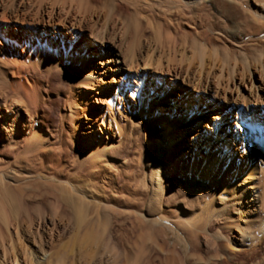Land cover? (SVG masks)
<instances>
[{
	"label": "bare ground",
	"instance_id": "bare-ground-1",
	"mask_svg": "<svg viewBox=\"0 0 264 264\" xmlns=\"http://www.w3.org/2000/svg\"><path fill=\"white\" fill-rule=\"evenodd\" d=\"M115 1L20 0L16 4L15 0H0V62L7 66L4 77L10 75V81L0 83L1 89L10 88L24 99L26 96L35 108L32 116L27 114L28 126L19 120L24 134L25 130L27 133L28 129L32 130L30 139L25 144V139L21 141L18 134L9 131L6 141L10 154L15 152L14 160L7 161L5 167L0 163V249L3 254L0 264H172L171 257L160 261L157 241L168 238L161 224L165 222L169 226L170 220L164 209L163 195L174 178L184 186L190 185L201 200H206L205 204L216 206L215 217L223 226L217 234V257L223 261L221 264L258 251L263 254L255 264H264V0H135L133 3L118 0L119 5ZM102 18L119 30V38L126 37L129 49L145 37L147 28L153 30L162 50L156 68L134 60L129 64L122 60L113 68L108 66L114 60L110 57L104 60V56L92 50L88 40L83 39L88 32L94 43L101 46L106 43L108 30L98 27ZM180 24L190 31L195 30L193 33L185 31L184 37L189 39L191 48L199 50L196 64L189 62L185 50L175 48L177 40L169 30ZM163 29L166 35L161 38ZM222 40L234 45L236 55L230 56L234 62L232 67L227 53L217 54L223 47L219 44V48L216 43ZM63 42H67V49ZM110 44L113 50L116 46L113 42ZM114 54L120 57V51ZM164 57L167 68L161 63ZM40 58L49 59L48 68L53 73L64 72L73 77L65 101L70 107V117H74L72 120L85 114L89 129L100 125L108 130L106 142L99 139L96 148L88 151L89 174L92 175L91 169L96 170L98 176L102 173L97 189L104 196L98 194L94 200L88 196V202L82 200L85 194L74 197L71 191L77 194L75 187L69 179L70 182L62 180L59 171L55 180L63 184L52 185L51 193L42 195L38 201L25 202L22 178L7 175L9 169L27 176L31 174V160L25 162V153L33 152L30 157H41L52 169L56 166L46 140L38 138L39 84L30 83L25 70ZM239 58L245 61L246 67L238 68ZM97 65L103 67L102 72ZM106 69L114 73L108 83L102 81V75L93 74V71L106 74ZM253 73L259 74L258 78H253ZM180 80L186 88L179 93L176 102L169 104L170 113L158 114L155 107L162 105H153L154 100L165 95L175 100L172 86ZM98 88L97 97L93 91ZM193 92L197 93L195 101L191 97ZM140 96L142 100L137 102ZM93 98L95 103L104 105L98 111L91 106ZM122 100L125 108L130 106L132 119L138 117L157 131L154 152L147 159L141 179L147 195L145 190L131 189L133 178L127 177L121 186L119 172L112 173L108 167L109 150L115 151L125 142L122 126L117 122ZM239 108H244L241 117ZM5 112L7 114V109ZM251 117L254 122L246 120ZM10 119L9 115H0V129L7 127ZM203 125L204 131L197 138L206 142L203 151L209 147L218 149L210 156L212 160L197 161L191 155L186 170L179 174L178 160L174 159L173 167L166 171L169 156H174L190 131L198 132ZM227 145H232L234 150L226 151ZM210 182L216 184L215 189L208 186ZM106 192L110 197L107 198ZM54 221L74 224V234L68 241L54 244L50 231ZM25 223L32 226L28 234ZM13 233L30 245L23 255L18 249L10 251L7 247ZM37 254L43 259L37 260Z\"/></svg>",
	"mask_w": 264,
	"mask_h": 264
},
{
	"label": "rangeland",
	"instance_id": "rangeland-1",
	"mask_svg": "<svg viewBox=\"0 0 264 264\" xmlns=\"http://www.w3.org/2000/svg\"><path fill=\"white\" fill-rule=\"evenodd\" d=\"M131 1L133 3L135 0ZM19 2L20 0H15L16 4H19ZM115 4L119 5V1L116 0ZM126 5L129 6V4ZM161 22L163 23V21ZM98 27L106 28L108 30L107 41L103 46H101L99 43H94V41L89 38L88 32L85 34V37L83 36V39H85L86 41L88 40L92 50H95V52H100L101 55L104 56V60H107V58L110 57L114 60V62L117 61V63L113 62L108 64V66H111L113 68L115 67L114 65H118V63L122 60L126 64H129L130 62H132V60H134L139 64H153L152 68H156L159 60L158 58L159 56H161L162 50L160 48V45L158 44V38L155 37L153 30H149L150 28H147L148 30L145 34V37L140 39V42H138L134 46V48L129 49L127 44L128 40L125 41L126 37L123 36L119 38L121 33L119 32V30L117 31V29L112 28L111 24L107 21L106 18H102ZM175 29L169 30L170 35L174 38L176 37L175 39L177 41L175 40V48L179 51L185 50L186 55L189 58V62L190 60H192L194 64L198 63L199 50L191 48L192 45L190 44L189 39H186V36L184 37V35H186V32H189L190 29H188L184 24H180L179 27ZM163 31L164 29L161 33H163ZM192 31L195 32V30L191 29L190 32L193 33ZM164 33L162 34L163 36L161 35V38L165 37L166 34ZM112 39L114 41H112ZM112 42L116 46L113 50V46H111L110 44ZM66 43L67 42H63L62 44L65 49H67V46L65 45ZM54 44L56 45V42ZM139 44H141V46ZM216 44L217 46L220 44L221 48L223 47V50L218 51L217 54L221 56L224 55V53H227L230 58L229 64L232 67V64H234L232 58L234 57V55H236L234 45L228 40H222L221 43L219 42ZM115 51H120V57L115 56ZM165 53L167 54L168 51L166 50ZM210 54L214 55L213 52H208V55ZM97 56L100 57V54H95V57ZM230 56H232V58ZM219 59H221V57H219ZM48 62L49 59H37L33 63V65H28L25 70L27 72L26 76L28 81L30 83L36 81L39 84L38 99L36 102L37 110L39 111L38 121L40 125V129L38 130V138L43 142L46 140L45 144L49 145L53 157L55 156L54 158L56 161V166L54 169H52L51 167H49V163L44 161L41 157H30L33 155V152H31L30 154L25 153V162L28 163V160H31L30 166L33 170L31 171V174L27 176L26 173L24 175L21 174L22 172L20 171L15 172L14 170L9 169L7 175L10 178L14 177V175H18V177L22 178L25 185V202H29V200L34 202L36 199V201H38L40 200L42 195L51 193L50 191L52 190V185L63 184V182L55 180L56 175L60 173L62 180L67 181L69 179L72 186L75 187L77 194H75V192L73 193V191H71V194L74 197L83 196L85 194L84 199L82 198V200H86L85 202H88L90 201L87 198L88 196L89 199H91L90 196L92 198L95 196L96 198V195H101V193L99 192L100 190L97 189V185L102 181L103 178L102 173L100 176H98L99 173L97 172V174L95 172L96 170L94 171V169H91L93 171H91L92 175L89 174V167L91 166L88 151L96 148L99 139H101L102 143L106 142V138L108 139L106 135L108 130L105 127H100V125H95L93 129H89L87 127L88 118L85 116V114L81 115L80 117H75V119L72 120L74 117H70V107L68 103L66 104L65 101L70 93V88L72 86L71 84L74 79H72L73 77L64 72L53 73L48 68ZM161 63L163 64L164 68H167L168 64L166 62V57H164V60ZM237 63L238 68L240 69L246 67V63L244 60H242V58H239ZM97 66H99V72H102L103 67L101 65ZM6 69L7 66L1 63L0 83L2 81H10V75L4 77ZM48 70L51 72H49ZM107 70L108 69H106V74L94 71L93 74H97L100 76L102 75V81L108 83L113 77L114 73L112 72V70ZM254 76L255 78H258L259 74L253 73V78ZM148 83L149 80L145 83V86H148ZM172 87L174 90L172 96L175 97V100H172L170 98L168 99V97L166 98V95L162 96L158 100H154L153 105H162L161 108L155 107V110H157L158 114L162 116H164L168 112L170 113V110L168 109L169 104L172 102H176L179 93L186 88L181 80L175 83ZM152 88L153 87H150V89ZM3 90L4 91H2L0 85V115H9L11 117L9 125H7V127H4V129H0V163H2V166L5 167L4 164H6L7 161L11 163L12 160H14L15 154V152H12L10 154L11 150L10 148H8L9 146L7 145L6 141L7 133L9 131L15 132L20 136L21 141H24L25 139L26 144L31 137L32 130L28 129V133L25 130L24 134V130L20 127V122L24 121L25 126H28L29 118L27 119V114H30L32 116L35 108L32 103L30 104L29 100L27 101L26 96L24 99L21 95L20 97L10 88H6ZM99 90L100 88L93 91L95 93V96L97 97L100 95ZM112 93H115V91L113 90ZM159 95H157V97ZM196 96L197 93L193 92V95L191 96L193 101L196 100ZM153 99L155 98L153 97ZM92 100L93 102L91 103V106H94L95 111L100 110V108L104 106L102 105V103H95L94 98ZM141 100L142 96L136 99L137 102H140ZM6 109L7 114L5 112ZM120 109L121 116L117 117V122H119V124H121L122 126L125 142L117 150H109V153H107V161L110 160L108 161V167L111 168L112 173L116 174L117 171L119 172L118 183H120V185L124 184V180H127V177L130 179L133 178L131 179V185L133 184L132 186L130 185L131 189L144 192L145 189L143 190L141 179H143L147 159L154 152V144L157 141V131L155 130L156 128L150 127L148 123L146 124L140 121L138 117L132 119L130 117V106H127V108H125L123 100L120 105ZM15 111L19 113V116L14 113ZM153 111L154 106L152 107L151 112ZM18 117L21 119H17ZM19 120L21 121L19 122ZM88 131H90L91 133L88 134ZM203 131L204 125L203 127H200L198 132H195V130L190 131L189 137L184 138V140L182 141V145H179V147L177 148L178 151L174 154V156H169L170 161H168L169 163L166 164V166H168L166 171H168V168L171 169V167H173L174 159L178 160L176 170H178L179 174L186 170L188 163H190L188 157H190L191 155L197 161L203 160L204 158L206 162L212 160H210V156L218 152V149H216V147H209L208 150H202L206 147V142L204 140L201 141V139L197 138V136L198 134L203 133ZM225 147L226 151L234 150V147H232V145H227ZM171 151V154H173L174 150L172 149ZM26 152L29 153L28 151ZM214 157L217 158L216 156ZM33 158L34 160H32ZM69 180L68 182H70ZM208 186L214 189L216 188V184L212 182H210ZM165 191L166 192L163 195V199H166V205L164 204V209L167 211L166 216L170 220L169 226L167 223L165 224V222L161 223L166 228V236L168 238L164 239V237H162L157 241V253L159 252L158 257L160 256V261L163 262L165 257H171L173 261L172 264H208L209 262V264L223 263V261L219 260V258L217 257V234L220 228H223V226L220 225L218 219L215 217L216 206L214 205V203L205 204L206 200H201L198 193H196L194 189L192 190L190 185L186 184V186H184V184L180 183V181H178L176 178L173 179L172 183L168 185ZM144 193L147 195V191ZM105 195L107 196V198L110 197V194L108 192H106ZM101 196H104V194ZM33 220H36V218L33 217ZM53 224V226H50V231H52L51 233L53 234L55 245L68 241L69 238L74 234V224L72 222L54 221ZM34 225L33 227H36ZM31 228L32 226L30 223H25V232L27 234L29 231H32ZM194 233H196L197 235H195ZM228 234H230L231 236L230 231L228 232ZM230 238L232 239V237ZM7 247L10 251L11 248L18 249L19 252H21V254L23 255L25 249L28 250L30 248V245L25 243L24 238L17 239L15 233H13V238L8 240ZM262 254V251H258L254 252L252 256L242 255L238 258H235L231 263L228 264H255L258 258L260 259L262 257ZM41 257L42 256L40 254H37V260H42L43 257ZM2 259L3 254L0 249V260Z\"/></svg>",
	"mask_w": 264,
	"mask_h": 264
}]
</instances>
